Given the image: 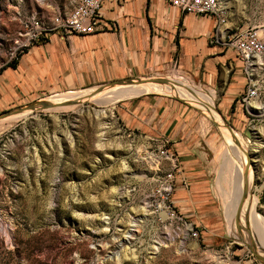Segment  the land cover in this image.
Here are the masks:
<instances>
[{
    "label": "rangeland",
    "instance_id": "1",
    "mask_svg": "<svg viewBox=\"0 0 264 264\" xmlns=\"http://www.w3.org/2000/svg\"><path fill=\"white\" fill-rule=\"evenodd\" d=\"M77 1L0 0V70L20 54L18 37L49 26L54 13ZM220 2L221 32L254 26L264 36V0ZM261 58L253 76L260 88L254 110L240 108L236 100L223 110L220 92L177 68L130 76H182L204 93L213 92L214 112L249 152L247 192L255 200L253 209L233 215L242 200L245 166L218 125L222 121L183 97L149 91L112 103L70 101L0 122V264H264V240L251 213L264 222V54ZM106 85L111 84L22 99L0 107V114L37 100L61 97V102ZM150 94L195 109L214 133L213 200L192 215L182 217L175 208V217L163 218L151 207L153 188L167 164L157 153L159 141L128 127L124 118L127 103ZM136 220L129 242L118 246ZM191 224L197 236L186 235Z\"/></svg>",
    "mask_w": 264,
    "mask_h": 264
},
{
    "label": "crops",
    "instance_id": "2",
    "mask_svg": "<svg viewBox=\"0 0 264 264\" xmlns=\"http://www.w3.org/2000/svg\"><path fill=\"white\" fill-rule=\"evenodd\" d=\"M100 11L96 31L49 30L3 67L0 107L172 67L220 92L223 110L235 100L243 107V64L213 41L215 16L182 13L165 0H102ZM179 104L141 95L124 106V118L151 140L167 142L179 166L172 201L185 217L213 200L215 137L195 109Z\"/></svg>",
    "mask_w": 264,
    "mask_h": 264
},
{
    "label": "built area",
    "instance_id": "3",
    "mask_svg": "<svg viewBox=\"0 0 264 264\" xmlns=\"http://www.w3.org/2000/svg\"><path fill=\"white\" fill-rule=\"evenodd\" d=\"M102 0H78L71 8L58 11L51 17L50 25L38 27L36 31L27 36L18 37L17 49L28 48L49 30H62L71 34H88L98 29L101 18ZM165 2L179 9L182 13L194 15L215 16V28L212 33L213 41L219 43L225 49L233 50L243 64V72L246 76V92L241 100L243 106L259 98L260 88L254 81V72L261 65L257 58L264 54V36L254 26L249 27H228L225 31L221 29L220 12H222L220 0H165ZM157 153L166 162L167 169L158 176L156 185L152 191L151 207L155 212L165 211L167 218L175 217V206L172 195L175 189V171L179 168L177 159L168 151L167 142L161 141L157 145ZM162 163V162H161ZM160 163L156 166L159 169ZM189 234L197 236L198 232L191 224Z\"/></svg>",
    "mask_w": 264,
    "mask_h": 264
},
{
    "label": "bare ground",
    "instance_id": "4",
    "mask_svg": "<svg viewBox=\"0 0 264 264\" xmlns=\"http://www.w3.org/2000/svg\"><path fill=\"white\" fill-rule=\"evenodd\" d=\"M221 9H222V12H224V7H222ZM224 31H225V29L222 30V34ZM257 60H260V62H261L263 59L257 58ZM144 79H146V78H144ZM144 79L139 80V82H134V83L132 82V83H128V84L106 85L102 88L95 89L93 92L92 91L85 92V94L82 96L71 95L70 98L64 97V100L61 102H57V101L63 99L61 97L54 98L51 100H46L45 102H48L49 104H52L53 102H57V103H53V104H58V103L70 102V101H80V100H84V99H101L105 103L106 102L112 103V102L118 101L119 99L131 98V97L137 96L141 93H145V92H149V91H152V92L153 91H162V92H166L168 94L175 95L177 97H183L184 100H187L188 102L194 104L198 108L203 109L210 116V118H212L214 121H216V122L222 121L220 116H218L215 113L216 111L214 109V102H213L214 94H212L213 92L211 90L210 91L212 93L209 92L210 94L204 93L202 89H198L197 87H195L194 83H192V81H190L188 78H184L182 76L180 78H175V77L173 78L172 76L170 78L164 77L165 82H158V81L144 80ZM78 94H82V93H78ZM65 98H66V100H65ZM249 107L252 110H254V108H255L254 101H252L250 103ZM47 109H49V108H47ZM30 113H31V110H29V109L22 110L18 113L9 114L3 118H0V122L5 121L7 119H17L19 117H22L23 115H27ZM218 125L221 126V129H222L223 133L225 134L226 138H228V140L232 143L234 151L236 153H238V155H240L241 164L243 166H245L244 170H243L244 173L242 172L243 178H244L243 179L242 195H241L242 200H241L238 212L233 214L234 216H237V215L239 216L242 213V210L244 213L245 210H247V209L248 210L253 209L254 204H255V200L253 201L254 198H252V197L249 198L248 197L249 191L248 192L246 191L251 186V182L249 179L251 167L249 166L248 157L246 155V154H249V152H248L245 144L243 142H241L240 137L237 136L239 134H237L235 131H233V129L226 126V123H224L223 121ZM244 154L246 156L245 165H244V159L242 157ZM241 171L242 170H240V173H241ZM228 205L229 204H227V208L229 207ZM146 212H147V207H145L143 209V214ZM160 212H162L161 215L163 218L168 217V214L165 211L164 212L160 211ZM229 212H230V210H229ZM243 213L241 215H243ZM251 213H252V219H253L254 224H257L258 226H260L259 227L260 228L259 234H260V237L264 240V222L257 215V213H255L253 210ZM144 217H145V214H144ZM134 222L136 223V225ZM137 222H140V221H137V220L133 221L132 226H131L132 228L130 227V230L125 234V236H123L119 240L118 246L122 247L123 243L129 242V240L132 237V233H133L132 231H135L136 230L135 228L138 227ZM259 228L257 227V229H259ZM189 230L190 229L187 230L186 235L188 234ZM249 237H250V234H249ZM157 250H158V247H155L154 251H157ZM263 262H264V260H263Z\"/></svg>",
    "mask_w": 264,
    "mask_h": 264
},
{
    "label": "water",
    "instance_id": "5",
    "mask_svg": "<svg viewBox=\"0 0 264 264\" xmlns=\"http://www.w3.org/2000/svg\"><path fill=\"white\" fill-rule=\"evenodd\" d=\"M133 80H143L142 78H139V77H135V78H131V77H128V78H125V79H118V80H113V81H110V82H107L108 84H128V83H132ZM144 80H152V81H158V82H165V79L164 78H159V77H149V78H146ZM63 103H67V102H63ZM63 103H58V104H49L48 102H45V101H35L33 103H30L28 105H25V106H16V107H13L7 111H4L3 113L0 114V118H3L9 114H14V113H18L22 110H26V109H29L31 111L35 110V109H46V108H52V107H57V106H60V105H63ZM226 126H228L229 128H231L229 125L226 124ZM232 129V128H231ZM248 190V189H247ZM246 190V191H247Z\"/></svg>",
    "mask_w": 264,
    "mask_h": 264
}]
</instances>
